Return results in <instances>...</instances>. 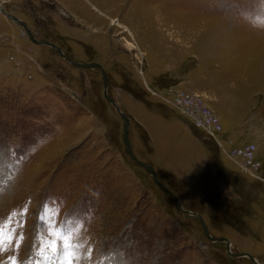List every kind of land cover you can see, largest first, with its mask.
<instances>
[{"label":"rangeland","instance_id":"rangeland-1","mask_svg":"<svg viewBox=\"0 0 264 264\" xmlns=\"http://www.w3.org/2000/svg\"><path fill=\"white\" fill-rule=\"evenodd\" d=\"M52 1L0 0L69 61L0 14V264H264V0ZM104 93L134 157L228 252L128 159ZM184 94L218 131L177 113Z\"/></svg>","mask_w":264,"mask_h":264},{"label":"water","instance_id":"water-1","mask_svg":"<svg viewBox=\"0 0 264 264\" xmlns=\"http://www.w3.org/2000/svg\"><path fill=\"white\" fill-rule=\"evenodd\" d=\"M7 16V15H6ZM10 18V16H7ZM30 40L32 42H34V40L29 36ZM50 45V44H48ZM51 46V45H50ZM57 51V50H56ZM58 52V51H57ZM59 55H61L60 52H58ZM66 61H68L67 59H65ZM69 62V61H68ZM73 66L75 67H83L84 69H92V68H97L99 71H100V75H101V81H102V85H103V92L106 90V83H105V76H104V72L101 68L100 65L98 64H89V65H80V64H74V63H71ZM104 96V99L107 101V103H109V105H111L115 112L117 113V115L119 116L120 118V123H121V139H122V142H123V149L125 151V154L127 155L128 159L134 164L136 165L137 167H140L150 178H151V181L157 185L162 193L170 198H172L173 200V205L174 207L176 208V211H178L179 213H181L183 215V217H185V219H188V220H194L196 221L200 227H201V230H202V233L203 235L209 240V241H212V242H216V243H223L225 245V249L226 251L228 252V241L225 240V239H222V238H212L209 236L208 232H207V229L204 225V223L202 222V218L200 217V215H198L197 213H191V212H188L187 210H185L182 205L180 204V202L175 199L173 197V195H171L169 192H167V190H165L159 183L156 175H155V172L151 169V167L149 165H146L142 162H139L135 157L134 155L132 154L131 152V149H130V145H129V140L127 139V133H128V125H129V118L126 117L123 113L119 112L118 109L116 108L115 104L109 100L106 96V94L104 93L103 94ZM245 256V257H248L250 258V256L246 255V254H236V255H232L234 257H238V256Z\"/></svg>","mask_w":264,"mask_h":264},{"label":"built area","instance_id":"built-area-1","mask_svg":"<svg viewBox=\"0 0 264 264\" xmlns=\"http://www.w3.org/2000/svg\"><path fill=\"white\" fill-rule=\"evenodd\" d=\"M173 104L174 107H178L179 109L177 113L184 117L190 125L192 124L197 130L204 126L207 131L211 133L220 129L217 118L208 108L198 106L197 101H195L192 96L187 94L181 95L173 101ZM236 152V155L244 162L243 167L248 171H252L259 167L260 163L254 156L255 147L252 144L240 147Z\"/></svg>","mask_w":264,"mask_h":264},{"label":"flooded vegetation","instance_id":"flooded-vegetation-1","mask_svg":"<svg viewBox=\"0 0 264 264\" xmlns=\"http://www.w3.org/2000/svg\"><path fill=\"white\" fill-rule=\"evenodd\" d=\"M55 4L57 5V2L55 1ZM56 5H54V2L52 0H46V3H44V6H46V9L48 10H51L52 14L53 13H58L56 12ZM0 14L6 19V21L13 27H16L19 29L20 31V34H21V37H24V38H27L30 42V38L29 36L34 39V42H31L34 46H37V47H41V48H48L50 49L53 53L56 54V56L62 61V62H65L67 63L68 61H66L65 59H67L66 57H64L59 48V45L56 43V42H52V41H49V40H46V39H42V38H39L37 36L38 32L42 29L43 27V23L44 22V19L42 21H40L39 23H37V19L35 17H33L34 19V22H33V26H29L27 24H25L24 20L22 19H18L14 16H11V15H8V13L6 14L3 10H1L0 8ZM60 14V13H58ZM10 16L7 17V16ZM7 37V35H1V37ZM35 37V38H34ZM50 44V45H48ZM60 52L62 54L63 57H61L58 52ZM69 63V62H68ZM74 64H77V62H73ZM71 64V63H70ZM80 65H89V63H78ZM91 64V63H90ZM92 64H98V63H92ZM99 65V64H98ZM71 67H74V69L78 70L79 72H81L84 68L83 67H75L73 66L72 64L70 65ZM102 68V67H101ZM92 69H97V68H92ZM84 70H89V69H84ZM100 72V71H99ZM80 80H81V77H80Z\"/></svg>","mask_w":264,"mask_h":264},{"label":"snow or ice","instance_id":"snow-or-ice-1","mask_svg":"<svg viewBox=\"0 0 264 264\" xmlns=\"http://www.w3.org/2000/svg\"><path fill=\"white\" fill-rule=\"evenodd\" d=\"M0 232H2V229H0ZM9 242H11V237H9ZM3 245V241L0 240V251H6V249H4L2 247ZM17 247H19V244L17 243ZM53 251H55V248H53ZM69 256H71V254L69 253ZM12 259V264H16V261L14 258H11ZM69 264H71V261L69 260Z\"/></svg>","mask_w":264,"mask_h":264},{"label":"crops","instance_id":"crops-1","mask_svg":"<svg viewBox=\"0 0 264 264\" xmlns=\"http://www.w3.org/2000/svg\"><path fill=\"white\" fill-rule=\"evenodd\" d=\"M144 130V129H143ZM145 134H146V132H145ZM147 135V134H146ZM147 141H148V137H147ZM145 145L148 147V145H147V142H145ZM178 179H180V178H178ZM181 181H182V179H180ZM189 185V184H188Z\"/></svg>","mask_w":264,"mask_h":264},{"label":"bare ground","instance_id":"bare-ground-1","mask_svg":"<svg viewBox=\"0 0 264 264\" xmlns=\"http://www.w3.org/2000/svg\"><path fill=\"white\" fill-rule=\"evenodd\" d=\"M129 123H130V121H129ZM193 126V125H192ZM128 132H129V126H128ZM128 134V133H127ZM130 145V144H129ZM130 149H131V146H130ZM131 152H132V149H131ZM132 154H133V152H132ZM134 155V154H133Z\"/></svg>","mask_w":264,"mask_h":264},{"label":"trees","instance_id":"trees-1","mask_svg":"<svg viewBox=\"0 0 264 264\" xmlns=\"http://www.w3.org/2000/svg\"><path fill=\"white\" fill-rule=\"evenodd\" d=\"M204 144V146H206V145H208V142H205V143H203Z\"/></svg>","mask_w":264,"mask_h":264}]
</instances>
